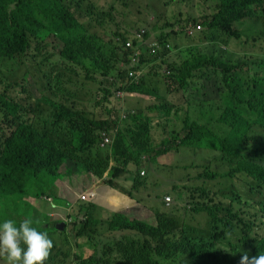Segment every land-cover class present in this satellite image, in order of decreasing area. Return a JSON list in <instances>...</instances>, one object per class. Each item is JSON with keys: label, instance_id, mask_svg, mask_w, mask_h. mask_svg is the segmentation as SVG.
Listing matches in <instances>:
<instances>
[{"label": "trees", "instance_id": "16d2710c", "mask_svg": "<svg viewBox=\"0 0 264 264\" xmlns=\"http://www.w3.org/2000/svg\"><path fill=\"white\" fill-rule=\"evenodd\" d=\"M161 1L179 5L177 0ZM181 1L185 6L190 4V0ZM145 12L144 4L138 0H112L101 7L93 0H0V73L8 64L7 71L0 75V84L8 81V91L24 92L30 79L37 78L52 94L41 97L48 104L44 107L40 98L19 101L0 88V217L19 222L26 216L44 232L56 228L58 221H66L72 225L74 252L92 249L93 255L102 257L106 264H239L245 253L250 258L264 255V72L256 67L248 77L241 73L240 85L231 82L229 75L243 71L246 59L234 55L219 58L224 50L215 47L219 41L228 46L239 43L240 51L253 46L256 51L250 58L256 60V53L263 51V41L258 46L257 37L251 42L247 38L243 47L244 36L235 22L253 18L264 22L260 16L264 14V0H220L217 10L205 16L202 23L176 19L168 24L166 34L164 25H151ZM85 16L97 22H86ZM106 22L108 26L116 23L117 29L101 32L98 25ZM202 24L204 38L213 43L209 48L213 50L211 57L189 46L181 47L180 30L174 28L183 25L187 36L200 38ZM52 35L60 40L55 44L58 69L50 64L54 55L48 49L53 43L49 41ZM94 57L101 58V62L96 63ZM209 59L225 76L226 92L221 97L224 104L218 120L208 121L209 126L186 120V130L153 143L150 138L156 124L168 123L179 113L180 101L200 87L195 81H201V77L190 76L201 73L202 68L212 69L204 65ZM66 73L93 80L100 78L95 74L102 76L101 103L108 102L112 85L118 97L128 96L129 102L136 105L144 103L154 113L131 109L121 118H98L92 113V99L82 102L74 89L77 83ZM59 95L68 98H58ZM27 105L33 107L32 112L26 111ZM189 109L195 117L187 115L186 119L200 120L205 116L204 111ZM216 132L225 136L219 137ZM111 133L124 138V142H112ZM101 140H108V146L97 144ZM135 144L140 145L139 149L132 147ZM177 150L187 158L215 153L202 163H178L180 174L170 179L159 169V161ZM147 151L150 159L143 156ZM212 160L228 164L222 184L237 176L242 189L219 199L204 195L202 203L192 206L189 200L196 201L198 193L197 186L188 190L190 183L221 174L218 171L222 168L215 171L216 175L208 173L211 166L207 164ZM197 167L203 170L196 171ZM80 170L111 186L122 175L134 179L131 187L135 194L154 197L153 205L148 206L142 203V197L132 200L133 206L142 207L147 216H129V206L112 218L97 219L101 209L92 203L97 197L94 189L60 197L63 209L68 211L66 220L50 221L46 212L41 216L37 209L32 214L37 206L32 211L25 210L29 193L38 198L41 193L47 195L45 172L55 180L69 175L78 181L85 174ZM147 171L163 174L154 179L148 177ZM128 190H123L122 195L133 198ZM175 190L180 191L179 195ZM76 205L86 209L88 216L70 211ZM49 238L57 254L66 257L73 252L68 237L63 243ZM221 244H227L228 249L221 248ZM0 258L5 259L3 254ZM55 263H62L57 256L44 261Z\"/></svg>", "mask_w": 264, "mask_h": 264}, {"label": "rangeland", "instance_id": "374dc122", "mask_svg": "<svg viewBox=\"0 0 264 264\" xmlns=\"http://www.w3.org/2000/svg\"><path fill=\"white\" fill-rule=\"evenodd\" d=\"M97 3L99 7L103 5H109V3L112 0H93ZM141 1L144 4V7L146 8V16L149 19V22L151 25H157L159 24L160 27L164 25L165 34L168 33L169 27L168 24L176 19L184 20L185 22H188L191 20L192 24H194V19L197 20V22H201L204 20L205 16H209L212 13H214L217 10L218 4L220 3V0H190V4L185 6L186 3H183V1L180 2V0H177L179 5H172V4H166L165 2L159 0H138ZM189 0H186L188 2ZM185 6V7H184ZM264 18V14H260ZM193 17V18H192ZM195 17V18H194ZM84 20L86 22L96 23L97 20L92 19L89 16H85ZM261 21V20H260ZM130 22V18H129ZM203 25V29L199 32L200 38L197 36H187L186 32L183 30V25H176L174 28L175 30H180V38L183 39L181 43V47H184V49L189 46L191 48H194L193 51L198 53H205L206 56L211 57L212 51L209 48L213 43L208 42L207 39L204 38L203 31L205 30V26ZM118 25L113 24L112 26H108L107 22L104 24H99L98 29L103 32L105 29L109 30H116ZM181 29H178V28ZM235 27H237L243 37L242 46L244 47L246 44L247 38L250 39V42L253 40L254 37L258 38L257 45L260 46V43L263 41L264 43V22H259L255 18L253 19H245L243 21H237L235 22ZM133 30V29H130ZM135 31V30H134ZM246 36V37H245ZM49 41H52V44L48 45V49L51 53H54V55L51 57L50 64L54 66L55 69L59 68V58L57 55V48L55 44L59 42L60 40L57 39L54 35L49 37ZM33 46L36 45V42H32ZM239 43H233L229 46L227 44H222L221 41L219 43L215 44V47L218 51L224 50L222 52V55L219 56V58L227 59L231 58V55H234L236 58H240L242 60H245V62L242 64L243 71H236L232 72L229 75L230 81L240 85L242 81L239 79L241 76V73L245 77H248V74H254L256 72V69L264 72V46L262 47L263 51H259L256 53V60H253L250 58L251 53H254L256 50L253 46L247 48L246 50L243 48L242 51H240L238 47ZM227 47V48H226ZM185 52V51H182ZM217 54V53H216ZM94 60L96 63L101 62V58L94 57ZM256 61V66L254 65V62ZM204 65H209L211 68H202L201 73H194L190 77H201V81H195L199 84L200 87H197V91L193 92L189 97L185 99H191V102L182 100L179 103L180 111L179 113L173 117L170 118V121L168 123H165L160 121V124H156L155 128L153 129L151 140L153 143H159L163 138L172 136L173 132L175 131H184L186 130L185 121L189 120L191 121H197L199 123L205 124L209 126L210 124L208 121H213L214 119L218 120L219 114L223 108V100L222 95L226 92V86L224 82V72L221 69L215 68L211 65L210 59L205 60ZM250 67V69H249ZM257 67V68H256ZM8 69V64L6 66H3L1 68L2 72L0 75L4 74ZM69 70L77 71L82 70L80 67H68ZM23 70V68H22ZM21 70V71H22ZM64 71V70H63ZM72 73V72H71ZM67 74L71 75L73 77V80L77 83V85H74V89L78 91V98L82 100V102L86 101V99H92L94 107V111L92 112L96 117L98 118H104L106 116L114 117V118H121L123 114L127 115L128 111L131 109L135 110H142L143 112L147 113H154L149 107H145L144 103H138L137 105H133L129 103L128 96L125 97H118L117 96V90L114 86L111 85L113 88V93L109 95L108 102H103L102 97L103 94L100 92L99 87L101 84L102 76L99 74H95L99 76L100 78H97L96 80L93 79H85L83 75L79 76L77 74ZM23 78H26V76L23 75ZM31 84L25 85L26 89L24 92H14V91H8L10 88L6 87L9 86V82L5 84H0L1 92L4 90H7V94H9L11 97H14L15 99L19 101L26 102L27 100L33 101L36 98L45 97V96H52L49 90H47L45 87H43L38 79H30ZM164 89V88H163ZM161 90V89H158ZM185 93V91H180L179 93ZM6 93V92H5ZM3 93V94H5ZM169 95L167 94V98ZM222 97V98H221ZM58 98L66 99L68 98V95H59ZM42 100V104L44 107H48V104L46 101ZM190 108H195L196 111L199 113L200 111L205 112V116L200 120H193L192 118L195 117L193 113L191 112ZM27 112H32L33 107L30 105L26 106ZM190 115L192 118H187L186 116ZM219 137L225 136V133L216 132L215 133ZM134 139V138H132ZM124 138L120 137L119 135L114 136V141L117 143H123ZM143 140V139H142ZM140 140V141H142ZM203 144L206 143V141H202ZM100 146H105L106 144L104 142H97ZM133 148L139 149L140 145L135 144L132 145ZM53 150H57L56 147H52ZM181 150H185L187 148H180ZM179 149V150H180ZM215 152H210L209 154H195L192 155V157L187 158L184 153L174 151L171 152L169 155H164L160 159L159 163V169H161L165 176H169L170 179H173L174 177H178L180 174L177 168L178 163H185V164H191V163H202L201 161L204 158L209 159V157L206 156H212ZM162 154V153H160ZM144 157H147L150 159L151 154L150 151H147L143 154ZM153 160V159H152ZM153 161H157L153 160ZM211 166L208 173L209 174H215V171L218 168H222L220 172L221 174L216 175L215 178L207 177L206 179H200L198 182H191L188 190L193 189L197 186V193L196 197L197 200L193 202L192 198L189 200V203L193 205H198L203 202V196L208 195L213 198H223L228 195H236L237 189H242L239 177H234L233 181L227 182L225 184L223 183V174L228 170L227 163H217L216 160H212L211 164L210 162L207 164V166ZM131 168H136V165H129ZM145 170V169H143ZM203 167H197L196 171H202ZM146 171V170H145ZM151 171V170H149ZM153 171L147 173L149 174L148 177H153L154 179L160 178L163 173ZM46 173V179H45V186L46 189L44 192H46L47 195L38 197H35L32 195V193H29L26 199L29 201V204L25 205V210L32 211L34 206H37L38 208H34L32 214H35V209H37L38 214L42 216V212H46L49 215L50 221H58L60 219L66 220V214L67 210H64L63 208L65 205L60 200V195H56L55 192V179L52 176V174ZM153 173V174H152ZM120 175V174H119ZM154 175V176H153ZM247 181L249 182V177L246 176ZM67 180L70 183L76 184L75 178L68 176ZM108 180V178H107ZM221 185L224 186L223 189H220ZM83 192H89V189L86 188H80ZM128 191H131L133 193V200L139 199L142 197L144 201L142 202L145 206L153 205L154 203V197L149 196L146 193H138L135 194L132 191V187L129 188ZM95 192L98 194V190L95 189ZM176 194L179 195V190H175ZM135 196V199H134ZM185 199L184 195H182ZM42 200L39 203H35L34 199ZM73 202H76L73 200ZM130 204L132 203V200L129 199ZM119 213L124 212H117L114 210H110L108 208L101 210L97 213L95 216L97 219L103 221L111 216V218ZM92 214H95L94 211H92ZM127 214L129 216L135 217V218H143L146 217V211L140 207L139 205L131 206L127 209ZM4 216H1L0 219H3ZM23 219H26V216L23 217ZM81 220L84 219L83 217L80 218ZM33 220V219H32ZM34 221V220H33ZM60 221L57 222V224ZM57 224L55 225L57 228ZM62 225V224H61ZM101 227L105 230L104 224L101 223ZM55 227H51L47 234L50 237H54L58 242L61 241L63 243V240L68 237L70 242V247L72 248L73 252H69L68 256H64L63 254H57L55 249L51 248L49 251V255L47 258H50L52 256L59 257L60 261L62 263L60 264H106V261L102 257H95L93 253H91L92 249H86L82 250L81 248L78 249V254L74 253V249H76V243L74 242V236L71 233L72 225L69 223H66V228L59 231ZM131 234V233H130ZM221 248L228 249L227 244H221ZM96 259L94 262L93 260ZM0 264H6V260L0 258Z\"/></svg>", "mask_w": 264, "mask_h": 264}, {"label": "clouds", "instance_id": "9594fccd", "mask_svg": "<svg viewBox=\"0 0 264 264\" xmlns=\"http://www.w3.org/2000/svg\"><path fill=\"white\" fill-rule=\"evenodd\" d=\"M131 104L136 105L135 103ZM29 115L34 119L37 117ZM115 135L116 133L110 134L112 142ZM101 142L106 144L101 147L108 146V140H101ZM80 171L85 173V170ZM68 176L65 177L66 181H68ZM94 193L97 195L95 189ZM64 222L66 223V221ZM51 247L52 240L49 238L47 232L38 230L32 219L26 218L19 222L13 219H0V254H3L5 257L6 264H44V261L49 259L47 257ZM239 264H264V255L250 258L245 253L241 256Z\"/></svg>", "mask_w": 264, "mask_h": 264}, {"label": "crops", "instance_id": "0c3cea01", "mask_svg": "<svg viewBox=\"0 0 264 264\" xmlns=\"http://www.w3.org/2000/svg\"><path fill=\"white\" fill-rule=\"evenodd\" d=\"M133 184L134 179L122 175L121 177L116 178L115 185L111 186L106 184L103 179H99L93 174L86 172L79 177L76 184L69 183L63 177H58L55 180V192L57 196L60 195L66 198L69 193H82L83 191H81L80 188L97 189V197L92 203L98 206L101 210L108 208L114 211H125L129 206H133L134 203L132 201L130 204L129 199L133 200V198L129 195L123 196L122 191L129 189ZM40 200H35V203H39ZM70 211H75L77 214H86L88 216L87 210L80 208L77 205L73 209L71 208Z\"/></svg>", "mask_w": 264, "mask_h": 264}, {"label": "water", "instance_id": "95a60500", "mask_svg": "<svg viewBox=\"0 0 264 264\" xmlns=\"http://www.w3.org/2000/svg\"><path fill=\"white\" fill-rule=\"evenodd\" d=\"M62 224V225H61ZM65 222L64 221H61L59 224H57V229L59 230H63L65 228Z\"/></svg>", "mask_w": 264, "mask_h": 264}, {"label": "built area", "instance_id": "2783aa9c", "mask_svg": "<svg viewBox=\"0 0 264 264\" xmlns=\"http://www.w3.org/2000/svg\"><path fill=\"white\" fill-rule=\"evenodd\" d=\"M144 173V171H142V174Z\"/></svg>", "mask_w": 264, "mask_h": 264}, {"label": "flooded vegetation", "instance_id": "af4514ba", "mask_svg": "<svg viewBox=\"0 0 264 264\" xmlns=\"http://www.w3.org/2000/svg\"><path fill=\"white\" fill-rule=\"evenodd\" d=\"M55 264H59V263H55Z\"/></svg>", "mask_w": 264, "mask_h": 264}]
</instances>
